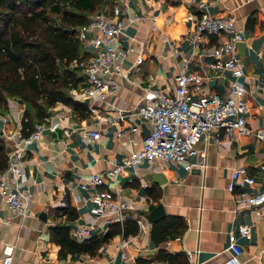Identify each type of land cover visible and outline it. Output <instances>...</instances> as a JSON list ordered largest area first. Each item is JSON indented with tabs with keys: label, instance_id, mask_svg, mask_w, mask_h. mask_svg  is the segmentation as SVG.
I'll list each match as a JSON object with an SVG mask.
<instances>
[{
	"label": "crops",
	"instance_id": "obj_1",
	"mask_svg": "<svg viewBox=\"0 0 264 264\" xmlns=\"http://www.w3.org/2000/svg\"><path fill=\"white\" fill-rule=\"evenodd\" d=\"M114 2L121 8L120 17L127 21L118 40L127 50L123 72L111 73L114 85L105 101L90 98L89 104L98 106L96 113L68 115L61 121L68 134L45 129L27 144L20 189L25 193L23 202L28 212L16 215L0 194V258L10 256V264H169L158 256L165 250L192 252L188 264H225L228 245L234 239L242 248V264H264V215L240 197L241 186L235 185L232 191L226 188L235 168L244 167L257 179L264 173V142L252 134L225 136L221 143L203 137L195 146L206 153L203 169L187 171L183 163L145 161L124 167L115 177L104 175L101 184L90 182L93 174L121 164L129 151L140 146L149 128L138 113L142 94L148 89L174 87V76L182 68L175 50L191 57L185 71H196L202 77L191 89L192 98L211 90L227 92L232 79L229 72L209 66L217 36L202 35L196 45L191 39L197 0ZM208 10L235 16L234 27L243 34L238 54L245 71L241 81L247 89L246 119L251 128H264V0H210ZM84 48L88 53L93 51L90 45ZM24 107V101L13 96L7 99L6 110L0 108L4 133L15 129ZM52 108L70 109L60 102ZM130 126L136 130L117 136L119 129ZM95 128L101 132L99 139H87V131ZM196 159L197 154L189 157L193 163ZM100 190H110L131 205L129 219L136 223L137 231L126 237L127 243L121 248L118 243L122 236L117 234L95 255L76 253L59 258L50 227L68 226L70 236L71 230L82 224L92 225L90 237L107 232V217H95L89 211L92 194ZM61 198L74 210V217L57 213ZM159 202L166 215L183 217L186 227L175 237L155 242L147 215ZM43 210L45 219L40 217ZM239 224L249 225L248 237L237 233Z\"/></svg>",
	"mask_w": 264,
	"mask_h": 264
},
{
	"label": "built area",
	"instance_id": "obj_2",
	"mask_svg": "<svg viewBox=\"0 0 264 264\" xmlns=\"http://www.w3.org/2000/svg\"><path fill=\"white\" fill-rule=\"evenodd\" d=\"M209 1L197 0L196 2L197 15L191 39L196 45L202 35L218 37L217 42L212 46L213 60L209 66L215 70L229 72L232 79L228 91L211 90L192 98L191 89L201 83L202 77L196 71L187 73L185 70L191 57L181 55L175 50L174 55L180 58L182 68L174 76V87L171 90L148 89L142 94L138 113L149 123V128L140 146L129 151L123 157L121 164H115L105 173L93 174L90 177L92 184H101L104 175L115 177L124 167H136L145 161L162 160L183 163L187 171L194 168L203 169L207 165L206 153L195 148L197 142L203 137L221 143L225 136L252 134L264 142V128L253 129L246 119L249 109L246 99L247 89L241 81L245 71L238 54V43L243 40L242 31L234 27L233 13H211L208 10ZM120 13V6L114 2L96 11L91 16L90 23L78 29L79 39L84 45H90L93 51L89 52L90 55L86 58L72 61V65L78 66L84 77L82 88L70 90L75 99L96 96L98 100L105 101L110 87L114 85L111 73L122 74L123 60L127 50L119 45L118 40L123 34L127 21L120 17ZM89 32H92L91 37L87 36ZM87 110L94 114L98 106L87 104ZM68 115L75 116L71 109L66 111L51 108L49 114L36 123L28 135H22L20 120L13 131L3 132L7 138L13 140L14 148L7 152V164L0 171V194L16 215H26L28 212L23 202L25 193L20 189V182L25 177L21 164L26 155L27 144L37 139L45 129L49 132L60 129L68 134L67 127L61 124ZM135 130L136 126L119 129L117 136L123 137L126 132ZM100 136L101 132L98 128L89 129L86 133L89 140L99 139ZM193 154H197L194 163L189 161V157ZM235 185L242 187L238 193L240 197L264 215V173L260 179H257L247 173L244 167L235 168L230 173L226 188L232 191ZM91 200L93 204L89 208L90 213L95 217H107L110 224L122 225L124 221L131 218L129 214L131 205L110 190L96 191L92 194ZM59 206L66 207L67 201L61 198ZM91 230L92 225L82 224L71 230V237L82 242L90 237ZM237 233L248 237L249 225L239 224ZM126 243V237H122L118 248ZM228 250L229 255L225 264H242L239 257L242 248L234 239L229 243ZM122 256H125V252ZM186 256L192 259V252L188 251ZM10 263V256L0 258V264Z\"/></svg>",
	"mask_w": 264,
	"mask_h": 264
},
{
	"label": "trees",
	"instance_id": "obj_3",
	"mask_svg": "<svg viewBox=\"0 0 264 264\" xmlns=\"http://www.w3.org/2000/svg\"><path fill=\"white\" fill-rule=\"evenodd\" d=\"M112 1L0 0V108L7 109L9 97L24 101L22 135H28L58 102L70 107L75 116L86 114L87 105L70 93L72 88L84 86L80 68L72 61L90 55L78 37V29ZM6 164L7 151L0 137V171ZM57 213L66 218L75 215L68 205L57 207ZM185 227L183 217L165 215L152 223L151 236L155 242L162 241L180 234ZM136 231V223L127 219L122 225L109 224L101 236L79 242L70 236L68 226L57 224L49 229L50 239L59 246V258L76 253L95 255L113 236L127 237ZM158 256L169 264H188L185 252L160 250Z\"/></svg>",
	"mask_w": 264,
	"mask_h": 264
},
{
	"label": "water",
	"instance_id": "obj_4",
	"mask_svg": "<svg viewBox=\"0 0 264 264\" xmlns=\"http://www.w3.org/2000/svg\"><path fill=\"white\" fill-rule=\"evenodd\" d=\"M242 43V41H240L238 43V45H240ZM81 102L85 103V104H89L90 98L89 97H83L81 99H79ZM0 137L3 139L4 141V145H5V150L7 152L11 151V149L14 148V142L13 140L7 138L4 134H3V130L2 128H0ZM45 214L46 212L43 210L40 214V217L45 219ZM166 215L165 213V209L162 205L161 202H159L156 206L153 207V209L149 212V214L147 215V219L148 221H150L151 223L156 222L162 218H164Z\"/></svg>",
	"mask_w": 264,
	"mask_h": 264
}]
</instances>
